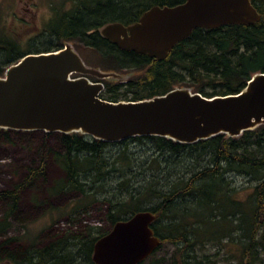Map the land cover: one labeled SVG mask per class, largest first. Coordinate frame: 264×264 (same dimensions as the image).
Returning <instances> with one entry per match:
<instances>
[{
  "label": "trees",
  "instance_id": "16d2710c",
  "mask_svg": "<svg viewBox=\"0 0 264 264\" xmlns=\"http://www.w3.org/2000/svg\"><path fill=\"white\" fill-rule=\"evenodd\" d=\"M182 1L67 0L68 6L56 9L44 28L46 45L16 52V40H0V75L25 53L55 50L67 41L74 43L87 63L129 74L124 81L104 80L101 95L111 100L151 97L175 86H189L209 96L239 92L255 72L264 71V6L257 0L253 2L262 14L258 22L197 27L163 59L122 49L101 33L109 22L132 23L153 5ZM21 132L0 128V149L18 143L14 135ZM52 133L44 131L42 159L24 163L13 172L8 186L0 189V199L9 201L0 218V259L14 264H97L94 243L111 227L80 220L75 228L54 232L38 243L8 234L10 218L19 217L23 192L37 189L81 194L73 215L99 203L98 193H105L100 202L107 206L110 226L137 211H153L157 217L152 227L162 243L139 264H147L168 242L188 251L179 259L184 264H201L193 255L198 246L222 238L233 241L235 231L242 246L237 264H264V124L239 136L219 134L193 143L132 136L119 140L121 148L113 152L106 151L110 141L56 131L63 149L57 150L49 145ZM52 156L66 172L59 190L46 187ZM230 172L245 176L249 184L231 185L226 175ZM240 190L248 195L240 198ZM73 215L69 217L76 222ZM149 264H165L164 257Z\"/></svg>",
  "mask_w": 264,
  "mask_h": 264
},
{
  "label": "water",
  "instance_id": "95a60500",
  "mask_svg": "<svg viewBox=\"0 0 264 264\" xmlns=\"http://www.w3.org/2000/svg\"><path fill=\"white\" fill-rule=\"evenodd\" d=\"M261 17L253 0H184L153 5L132 23L109 22L101 33L122 49L163 59L197 27L252 24ZM127 74L87 63L72 41L25 53L0 75V128L81 132L110 142L156 135L193 143L219 134L239 136L264 124V71L255 72L239 92L209 96L175 86L136 100L104 98V82L91 78L117 80ZM156 217L140 210L117 220L95 241L94 261L145 260L162 243L152 227Z\"/></svg>",
  "mask_w": 264,
  "mask_h": 264
},
{
  "label": "rangeland",
  "instance_id": "374dc122",
  "mask_svg": "<svg viewBox=\"0 0 264 264\" xmlns=\"http://www.w3.org/2000/svg\"><path fill=\"white\" fill-rule=\"evenodd\" d=\"M257 2L264 6V0H257ZM67 6V0H0V40H16L19 43L14 49L16 52L32 50V48L46 45L48 34L44 28L47 27V23L56 9H59V7L63 9ZM108 81L110 83L116 82L112 79ZM14 136L18 143L5 144L0 149L2 154L0 155V189L8 186V181L13 176V172L21 170L24 163L32 159L40 161L44 155L43 140L45 135L43 130H22L21 133H15ZM58 136L53 132L49 139V145L57 150H63ZM135 145L137 144L132 143V146ZM120 148L121 143L119 141L111 142L106 147V151H118ZM186 161L187 163L190 162L189 159ZM48 167L46 187L50 189L54 186L59 190L66 172L54 161L53 156L48 161ZM226 175L232 179L231 185L236 187L241 188L249 184L245 176L233 172ZM228 177L227 179H229ZM50 193V191L41 192L37 189L35 191L25 190L22 194V207L19 217L10 218L11 227L8 234L19 235L26 243L32 241L38 243L45 241L54 232L75 228L74 223L77 224L80 220L103 228H112L105 212L107 206L100 202L105 197V193L101 191L98 193L99 203L93 204L88 210L80 208L74 215L73 211L77 209V203L75 202L81 197V194L77 192ZM247 195L246 190H240V198ZM90 197L94 199L95 196L91 195ZM8 202L4 198L0 199V218L9 208ZM69 215H73L76 222L71 220ZM233 235V241L227 242L225 238H222L221 241H208L201 244L193 252L194 259L199 263L201 262V264H237V257L241 254L242 246L236 231ZM187 252L182 251L181 247L178 248L177 244L168 242L162 250H158L149 259L147 264L159 257H164L165 264H175L174 261L179 260L185 254L187 255ZM182 263V261L179 262V264ZM0 264H14V262L4 258L0 259Z\"/></svg>",
  "mask_w": 264,
  "mask_h": 264
},
{
  "label": "flooded vegetation",
  "instance_id": "af4514ba",
  "mask_svg": "<svg viewBox=\"0 0 264 264\" xmlns=\"http://www.w3.org/2000/svg\"><path fill=\"white\" fill-rule=\"evenodd\" d=\"M4 74V73H3ZM91 78L93 79V80H101V81H103L104 82V80H110V79H100V78H97V77H94V76H91ZM126 79V78H125ZM125 79H123L122 81H124ZM113 80V79H112ZM115 80V79H114ZM117 80H119V79H117ZM104 84H105V82H104ZM234 173V172H233Z\"/></svg>",
  "mask_w": 264,
  "mask_h": 264
}]
</instances>
